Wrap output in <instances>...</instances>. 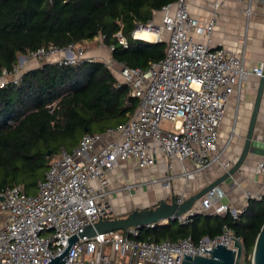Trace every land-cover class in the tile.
<instances>
[{
	"label": "built area",
	"instance_id": "1",
	"mask_svg": "<svg viewBox=\"0 0 264 264\" xmlns=\"http://www.w3.org/2000/svg\"><path fill=\"white\" fill-rule=\"evenodd\" d=\"M256 1L264 6V0ZM218 6L219 2H215V9ZM250 12L247 8L246 13ZM154 14L160 15L159 21L137 24L131 37L145 40L136 35L141 31L154 35L150 42H167L164 57L145 69L110 62L118 65L121 84L127 85L129 95L137 99L135 113L126 122L103 133L83 134L70 152L62 149L51 160L36 193L27 194L18 185L0 189V264H48L68 247L71 236L99 218L115 217L114 190L109 187L107 173L121 161L134 159L143 169L154 163L157 152H162L168 160L167 172L162 177L150 178L151 184L169 183L177 176L193 179L213 164L229 168L228 162H221L217 149L226 99L250 76H262V67L248 69L243 55L223 47L212 48L195 38L209 37L215 12L202 25L189 15L186 0H176ZM116 37L118 44L128 46L120 32ZM52 54L66 55L57 61L63 64H77L87 59L76 45L40 48L28 56L48 58ZM7 75L3 70L0 87L6 84ZM19 77L14 76L13 81ZM104 135L110 138L97 147ZM174 159L181 164L177 175L172 173ZM186 161L191 167L184 164ZM255 173L264 174L263 161L256 164ZM131 187L125 184L120 189L128 191ZM223 194L220 187L211 188L201 197L200 207L176 220L186 224L195 213L207 212ZM263 196L247 194L248 198ZM175 199L181 203L185 198L182 195ZM225 211L224 204L216 208L217 213ZM232 215L236 217V212ZM168 222L162 220L145 227ZM140 229L129 227L78 237L70 246L64 264H181L184 253L209 256L204 249L211 251L217 244L234 249L236 237L231 229L223 226L218 235L205 236L197 242L190 237L155 242L138 239ZM105 249L116 255H107ZM83 255L90 259L82 261Z\"/></svg>",
	"mask_w": 264,
	"mask_h": 264
},
{
	"label": "trees",
	"instance_id": "2",
	"mask_svg": "<svg viewBox=\"0 0 264 264\" xmlns=\"http://www.w3.org/2000/svg\"><path fill=\"white\" fill-rule=\"evenodd\" d=\"M175 1L0 0V76L5 70L9 78L0 87V189L18 185L34 194L62 149L70 152L83 134L126 122L137 107L128 86H116L115 76L103 62H41L13 81L17 55L64 48L100 35L103 44L112 47L114 61L145 69L164 57L167 42L133 39L131 33ZM118 32L127 39V47L118 44ZM263 223L264 197L250 199L236 217L230 211L198 212L186 224L174 219L152 228L143 226L137 238L161 242L190 237L197 242L227 226L242 242L244 264H251Z\"/></svg>",
	"mask_w": 264,
	"mask_h": 264
},
{
	"label": "crops",
	"instance_id": "3",
	"mask_svg": "<svg viewBox=\"0 0 264 264\" xmlns=\"http://www.w3.org/2000/svg\"><path fill=\"white\" fill-rule=\"evenodd\" d=\"M215 2H219L216 9ZM186 3L189 15L197 18L202 25L212 17L214 12L216 14L211 34L209 37L206 35L195 36L198 41L207 42L212 48L223 47L243 55L244 66L248 69L254 66L263 68L264 6L256 0H186ZM247 8H250V14L246 13ZM159 19V14L153 15L152 20L159 21ZM76 46L83 50L85 58L103 62L114 76V71L119 74L118 65L110 64L113 61L111 50L103 44L102 36L84 40ZM60 57V54L50 57L48 58L50 60L47 59L46 62H57ZM259 80L260 77L250 76L239 90L235 88L226 99L224 115L218 128L217 149L221 153V162H228L229 168L243 150L258 93ZM120 84L121 82L117 80L116 86ZM103 132L105 130L100 133ZM109 138V135H104L97 147ZM149 142L150 144L154 143L151 139ZM259 161L264 162V87L259 99L245 159L232 176L217 185L224 194L215 199L208 211L203 213L224 214L226 211L216 212L219 204L226 205L227 211H230L231 214L234 211L238 213L245 209L250 199H254L248 198L247 194L264 195V174L255 173V166ZM167 162V157L159 151L154 156V163L147 168L141 169L134 159H127L108 171L109 187L114 190L112 202L115 216L122 217L134 209L155 206L161 200L169 201L171 197L176 198L183 195L186 199L220 178L226 171L221 165L213 164L199 172L193 179L185 180L183 177L177 176L169 183H148L150 178L164 176L167 172ZM172 163V173L177 175L181 164L175 159L172 160ZM184 164L191 165L188 161ZM125 184H131V189L121 190L120 188ZM200 202L201 200L197 202L195 208L200 207Z\"/></svg>",
	"mask_w": 264,
	"mask_h": 264
},
{
	"label": "water",
	"instance_id": "4",
	"mask_svg": "<svg viewBox=\"0 0 264 264\" xmlns=\"http://www.w3.org/2000/svg\"><path fill=\"white\" fill-rule=\"evenodd\" d=\"M262 74L263 75L260 76L258 93L256 96L249 127L247 130L243 150L239 155L238 159L231 166V168H228L220 178L209 183L195 194H192L191 196L187 197L181 203H178L175 197H171L169 201L161 200L155 206L144 209H134L122 217L115 216L111 219L99 218L92 225H87L85 228H83V230L77 235L71 236L69 239L68 247L61 254L52 258L48 262V264H64L65 257L68 253L70 246L78 239V237H91L94 236L96 233L125 230L129 227L142 228L143 226L148 225L150 223H158L162 220H174L176 219V217L195 208L197 202L208 190L217 186L220 182L226 180L228 177L232 176L245 159L249 147V141L251 139L253 126L256 119V113L259 106V99L264 87V66L262 68ZM49 153L50 151H48V154ZM204 252H209V256H195L184 253L181 264H241L240 261L243 262V245L240 239L237 237H235L234 239V249L227 248L225 247V245L217 244L216 247L212 248L211 251L209 249H204ZM251 264H264V223L262 224L255 239Z\"/></svg>",
	"mask_w": 264,
	"mask_h": 264
},
{
	"label": "rangeland",
	"instance_id": "5",
	"mask_svg": "<svg viewBox=\"0 0 264 264\" xmlns=\"http://www.w3.org/2000/svg\"><path fill=\"white\" fill-rule=\"evenodd\" d=\"M145 40H147V39H145ZM147 41H149V40H147ZM74 51V50H73ZM21 56V54H18L17 55V60H16V66H15V71H14V74H12V77H11V79H14V76L15 77H19L22 73H24V72H26V71H28V70H30V69H34V68H37L38 67V65H40L41 64V62H46V60L48 59V58H50V57H54V56H59V54H57V55H55V54H52V55H50L48 58H45V57H42V58H33V57H30V56H27V55H23V57H20ZM60 56L62 57V56H66V55H64V54H60ZM48 60H50V59H48ZM114 71V70H113ZM114 74H115V77H116V79L118 80V81H122V77L116 72V71H114ZM6 79V78H5ZM9 78H7V80H8ZM7 80H6V82H7ZM34 191V190H33ZM33 193H36V189H35V191L33 192ZM105 253L107 254V255H111L112 257H114L116 254L115 253H113L112 251H110V250H107V249H105ZM90 259V257H88V256H85V255H83L82 257H81V260L82 261H87V260H89ZM242 260H243V255H242ZM241 262V264H243L244 262H242V261H240Z\"/></svg>",
	"mask_w": 264,
	"mask_h": 264
},
{
	"label": "bare ground",
	"instance_id": "6",
	"mask_svg": "<svg viewBox=\"0 0 264 264\" xmlns=\"http://www.w3.org/2000/svg\"><path fill=\"white\" fill-rule=\"evenodd\" d=\"M136 35H137V36H141L142 38L147 39V40H149V41H153L154 38H155L153 34L148 33V32L137 31V32H136Z\"/></svg>",
	"mask_w": 264,
	"mask_h": 264
}]
</instances>
